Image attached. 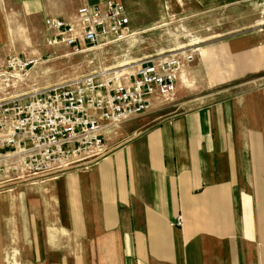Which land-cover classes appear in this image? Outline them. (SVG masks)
Wrapping results in <instances>:
<instances>
[{"label":"crops","instance_id":"crops-1","mask_svg":"<svg viewBox=\"0 0 264 264\" xmlns=\"http://www.w3.org/2000/svg\"><path fill=\"white\" fill-rule=\"evenodd\" d=\"M208 1L184 0L183 14L193 15L194 5V14L207 15ZM109 2L124 5L131 21L128 0H0V56L47 48V19L68 21ZM216 39L215 48L246 59L228 78L246 87L141 130L138 120L103 128L104 157L14 187L31 218L24 264H264V21Z\"/></svg>","mask_w":264,"mask_h":264},{"label":"rangeland","instance_id":"rangeland-1","mask_svg":"<svg viewBox=\"0 0 264 264\" xmlns=\"http://www.w3.org/2000/svg\"><path fill=\"white\" fill-rule=\"evenodd\" d=\"M179 3L174 0H128L132 16L130 37L125 41L84 48L80 52L64 46L40 48L36 43L37 46L22 49L26 51L22 59L37 60V64L18 77L6 69V55L9 54L3 53L0 56V102L90 75L128 73L141 62L178 56L185 71L183 89L171 96L159 97L150 110L124 124L143 121L138 127L141 130L159 119L210 105L238 92L241 85L246 87L245 81L228 79L242 73L246 59L232 57L223 48H215L216 36L244 33L263 22L264 0H223L221 3L209 0V12L202 16L194 14V5L193 15L183 14L184 0ZM137 4H143V13L136 16ZM158 6L160 15L156 14L153 22L151 16L158 12ZM162 8H167L168 12H161ZM191 50L204 51L203 56L209 53L211 57L201 62L199 54L193 55ZM186 54L193 55L192 63L184 62ZM47 179L49 177L23 178L0 188V264H24L29 259L26 254L32 248L33 234L30 232V215L23 202L24 194L22 190L12 193L14 187L23 189ZM13 183L17 185H11Z\"/></svg>","mask_w":264,"mask_h":264},{"label":"built area","instance_id":"built-area-1","mask_svg":"<svg viewBox=\"0 0 264 264\" xmlns=\"http://www.w3.org/2000/svg\"><path fill=\"white\" fill-rule=\"evenodd\" d=\"M49 46L80 52L125 41L131 21L124 5L83 7L68 21L47 19ZM184 62L192 63V54ZM37 60L10 57L6 69L25 74ZM178 56L144 61L132 71L90 75L0 102V188L26 179L70 171L85 156L106 155L103 128H117L152 108L154 97L175 93L182 68Z\"/></svg>","mask_w":264,"mask_h":264}]
</instances>
